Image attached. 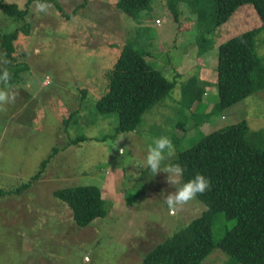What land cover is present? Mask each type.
<instances>
[{
  "label": "rangeland",
  "instance_id": "obj_1",
  "mask_svg": "<svg viewBox=\"0 0 264 264\" xmlns=\"http://www.w3.org/2000/svg\"><path fill=\"white\" fill-rule=\"evenodd\" d=\"M24 1L11 0L18 6ZM54 1L64 13L74 12L64 17L54 2L44 0L51 7L40 13L37 1L29 3V26L20 29L13 41L15 65H3L10 74L19 70L9 81L18 91L16 101L0 112V191H5L0 194V264H142L146 251L185 226L200 209L194 201L170 214L160 193L174 189L166 183L165 173L154 175L143 166L147 148L154 138L167 136L175 146L173 159L199 134L240 121H245L250 133H264V86L259 83L264 27L254 39L260 58L253 70L255 89L244 100L216 112L213 65L209 63L208 68L214 84L208 87L200 64L175 77L168 61L176 58L175 49L165 54L164 42L192 54L197 45L209 41L214 59L220 43L262 25L252 5L237 8L226 23L207 39L201 34L197 42L193 21L185 19L191 12L187 0L178 3L177 21L164 8L165 0H152L150 9L140 12L138 23L115 7L117 0ZM156 16L161 27L154 23ZM20 23L0 12V34ZM144 27L143 40L136 39L140 50L155 55L148 58L153 68L176 82L164 100L142 115L134 131L115 134L116 115L100 117L94 105L105 90V74L116 61L120 45L134 42L136 33L142 34L138 28ZM191 102L188 111L185 104ZM193 114H207L209 119L195 127ZM180 122L184 129L176 127ZM256 144L264 149V141ZM49 155L39 177L30 179ZM27 181L26 189L6 192ZM76 184L98 185L107 203L108 213L87 226L76 225L71 210L53 194L58 187ZM220 218L211 226L213 241L235 221ZM229 259L214 248L200 264H228Z\"/></svg>",
  "mask_w": 264,
  "mask_h": 264
},
{
  "label": "trees",
  "instance_id": "obj_2",
  "mask_svg": "<svg viewBox=\"0 0 264 264\" xmlns=\"http://www.w3.org/2000/svg\"><path fill=\"white\" fill-rule=\"evenodd\" d=\"M33 1L37 0H25L22 6H18L14 2L0 0V12L15 22H21L12 31L0 34V46L7 54L10 66L15 65L13 41L20 29L23 31L29 26L26 21L27 6ZM180 1L164 2V8L174 21L179 17ZM151 2L117 0L114 5L138 23L140 12L149 10ZM247 4L253 6L262 25L237 34L217 46L216 112L244 100L255 89L253 70L260 65V58L254 39L264 27V0H187V5L196 16L197 42L199 37L203 38L202 35H206L207 39V35L226 23L237 8ZM55 5L64 17L74 12L64 13L59 4ZM138 30L142 34L137 35V32L134 42L120 45L116 61L105 74V90L94 105V112L100 117L116 115L115 134L134 131L142 115L164 100L175 85L173 80L166 78L144 58L150 51L140 50L141 44L136 39L142 41L147 29ZM142 44L146 46L145 41ZM211 47L209 41L206 45L201 43L197 45V53ZM18 70L11 74L10 81ZM259 83L262 88L264 68ZM193 115L195 127L209 119L207 114L200 117ZM184 122L176 124V127L184 129ZM263 134V131L250 133L245 121H240L206 135L199 134L196 142L177 151L170 162L184 167L185 180L196 173L210 180V190L197 197V202L206 204L207 210L146 251L142 264H200L214 248L229 256L228 264H264V149L256 144L264 141ZM50 156L41 161L40 169L30 179L39 177ZM28 184L29 181L21 183L6 192L18 193ZM100 190L96 184H76L58 187L53 194L71 210L74 223L82 227L108 213ZM0 194H5V191H0ZM220 217L235 221L213 241L211 226L216 220L218 224L222 219Z\"/></svg>",
  "mask_w": 264,
  "mask_h": 264
},
{
  "label": "clouds",
  "instance_id": "obj_3",
  "mask_svg": "<svg viewBox=\"0 0 264 264\" xmlns=\"http://www.w3.org/2000/svg\"><path fill=\"white\" fill-rule=\"evenodd\" d=\"M11 2V0H8ZM50 4L37 0L35 8L40 13H47ZM7 54L0 52V112L6 111L4 107L8 104H14L18 96V91L9 86L11 74L3 65L9 64ZM30 86V85H26ZM179 95L175 99H179ZM175 155V146L171 139L167 136H160L154 138L151 146L147 148L146 156L143 161V166H146L155 175L160 172L166 174V183L170 185L174 191L165 192L161 191L164 202L170 214H177L183 211L186 207L190 206L192 202L197 201L199 195L204 194L211 188L210 180L200 173H196L192 178L185 180V169L178 163H171V158ZM166 161H168L166 163ZM200 209L197 215L202 211L207 210V205L199 201Z\"/></svg>",
  "mask_w": 264,
  "mask_h": 264
},
{
  "label": "crops",
  "instance_id": "obj_4",
  "mask_svg": "<svg viewBox=\"0 0 264 264\" xmlns=\"http://www.w3.org/2000/svg\"><path fill=\"white\" fill-rule=\"evenodd\" d=\"M183 1H186V0H183ZM179 13H180V8H179ZM180 14H179V16H180ZM189 14H190V16L189 17L188 16L185 17V19L189 18V20H191V22L193 21L192 23H193L194 26H192V27L196 29V16H195L194 13H191V12H189ZM159 17L160 16H156L155 19L159 18ZM155 19H154V23H155ZM155 25L157 27H159L161 25V21H160L159 25H157L156 23H155ZM145 42H146V40H145ZM194 42L196 43L195 39H194ZM164 44L167 47L165 49V54L171 53V51H172L171 48L175 49V51L172 52V54L175 55L176 58L174 60H168V61H170V64H169L170 65V70L172 72H174L173 76H175V77L181 76L185 72L190 71L195 66V64H197V65L200 64L201 65L200 68H202V72H201L202 76L205 77V75H206V81H207V86L206 87L214 84L213 83V77H211L209 75V72H211V71L208 68V64L210 63L211 65H213V69L215 71L216 57H214V59H213V57L210 56V52H209V51H211V49H214L213 45H212L211 48L207 49L204 52H201L200 54L197 53V50H195L192 54H189L187 51L179 50L178 48H181L180 46H171V47H169L172 43L164 42ZM216 53H217V50H216ZM148 56H150V57H148ZM151 56H152V58L155 57V55H153V54H148L147 57L145 56V59L152 65L153 63L150 61V59H148V58H151ZM152 66H154V64ZM206 66H207V68H206ZM204 68H206L205 71H204ZM173 81L176 82V79H173ZM206 87L201 90V95L202 96L205 95V92L207 90ZM185 105H187L186 106L187 110L190 111V108L192 107L193 102L186 103Z\"/></svg>",
  "mask_w": 264,
  "mask_h": 264
},
{
  "label": "built area",
  "instance_id": "obj_5",
  "mask_svg": "<svg viewBox=\"0 0 264 264\" xmlns=\"http://www.w3.org/2000/svg\"><path fill=\"white\" fill-rule=\"evenodd\" d=\"M155 23H156L157 25H159V24H160V19H159V18H156V19H155Z\"/></svg>",
  "mask_w": 264,
  "mask_h": 264
}]
</instances>
